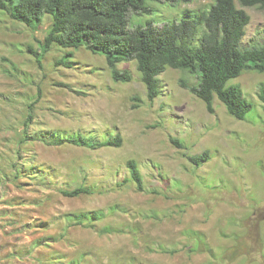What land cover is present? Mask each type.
<instances>
[{"label":"rangeland","instance_id":"1","mask_svg":"<svg viewBox=\"0 0 264 264\" xmlns=\"http://www.w3.org/2000/svg\"><path fill=\"white\" fill-rule=\"evenodd\" d=\"M214 1H150L152 13L131 11L129 26L199 15ZM238 6L251 17L242 47L263 43L264 9ZM50 25L45 17L32 29L0 11V264H224L223 252L249 232L256 239L250 253L229 264H264L256 257H264V73L229 81L253 104L245 119L219 99L209 112L181 85L197 84L196 76L171 67L150 101L135 61L119 64L132 72L129 82L115 81L105 56L85 47L54 46L39 62L30 46L41 52ZM77 132L97 139L120 133L124 143H53ZM205 151L200 165L189 159ZM130 159L145 191L124 182ZM81 185L92 192H62ZM91 210L106 215L92 226L69 219ZM197 233L212 252L199 249Z\"/></svg>","mask_w":264,"mask_h":264},{"label":"trees","instance_id":"2","mask_svg":"<svg viewBox=\"0 0 264 264\" xmlns=\"http://www.w3.org/2000/svg\"><path fill=\"white\" fill-rule=\"evenodd\" d=\"M150 1L173 4L193 0H0V11L32 29L38 28L45 17L51 19L47 33L40 41L41 52L30 46L39 62L43 54L54 46L67 49L85 47L94 54L105 56L115 81L129 82L133 79L132 72L119 68V64L135 61L150 101L161 94L160 75L169 67L180 69L196 76L197 84L182 81L181 85L204 101L209 112H215V100L219 99L229 114L245 119L253 104L240 85L229 84V81L248 70L264 73V42L242 47L251 17L238 4L264 9V0H215L199 15L188 13L181 20L162 25L148 20L144 25L131 28L129 13H152L148 6ZM68 56L60 63L67 64ZM259 96L264 102V87L260 88ZM135 99L139 98L135 96ZM28 117L26 125L33 115ZM28 136L27 133L25 138ZM57 137L53 143L69 142L91 149L121 147L124 143L120 133L100 139L82 132L63 133ZM171 140L176 146L185 147L180 139L172 137ZM189 159L200 165L209 159V152L191 155ZM127 166L130 178L124 182L131 180L139 191H145L144 177L137 160L130 159ZM62 192L67 196H79L91 193L92 188L81 185ZM105 215L102 210H91L70 214L69 219L75 217L79 224L89 221L92 226ZM196 236L199 249L208 250L206 240L198 233ZM248 236L235 237L236 245L228 248L227 253L223 252L224 264H229L240 253H250L256 239L250 232ZM208 251L212 252L211 248ZM258 253L256 257L264 260L263 254Z\"/></svg>","mask_w":264,"mask_h":264}]
</instances>
